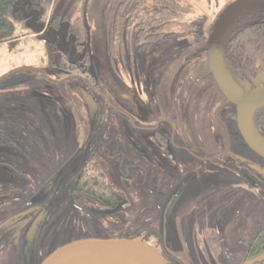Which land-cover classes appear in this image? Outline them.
I'll return each instance as SVG.
<instances>
[{
    "label": "rangeland",
    "instance_id": "obj_1",
    "mask_svg": "<svg viewBox=\"0 0 264 264\" xmlns=\"http://www.w3.org/2000/svg\"><path fill=\"white\" fill-rule=\"evenodd\" d=\"M188 1L192 11L187 18L193 27L183 34H170L157 45L139 49L135 63L120 60L116 69L111 71L103 59V34L96 31L97 26L94 27L95 21L100 18L98 11L92 10L91 15L87 13L91 30L90 69L97 78L104 79L100 86L78 76L57 82L56 71L48 66L51 56L45 45L46 39L27 37L23 41L0 43V106L10 105L11 109H6V112L11 120L21 123L20 130H31V135L28 136L27 133H20L21 146L30 147L37 156L35 169L32 167L26 170L27 175L33 170L30 174L31 181L27 177L26 181L20 178V184L29 189L26 193L27 202L20 199L18 207L24 209L36 203L47 204V233L42 234L43 230L38 225L27 231L31 224L27 222L1 229L0 240L4 253L15 246L14 254L20 253L18 263H33L43 253L48 255L72 239L110 235L111 231L93 226V222L98 220L97 216L82 214L70 203L69 192L64 187L68 181L76 179L75 173L69 172L61 179L59 186L58 180H50L53 171L70 166L71 157L79 155L78 160L81 162L94 154L91 149L95 150L98 143L87 140L94 130L101 128L107 135L120 126H125L131 138L142 147L150 149L152 142L149 137L155 134V129H148L147 126H157L158 119L169 116L170 128H179L178 121L183 118V113L184 118L190 113V126L196 134L199 131L202 137L210 139L211 144L208 145L214 148V137L219 131L218 126H221L217 120V115H220L222 122L227 125V130L223 128L219 131L224 138L222 148L229 147L227 132L228 135L236 132L230 119L226 117V105H220L223 94L214 76L207 74L209 61L206 49L217 17L234 0ZM100 2L101 0H96V9ZM71 6L68 4V7ZM17 32L20 33L19 27ZM59 46L62 49L68 47L63 43ZM20 74L25 75L24 79L6 85V80ZM242 77H245L243 84L247 89L264 83V57L247 76ZM219 106L221 108L218 109ZM176 110L182 112L181 118L174 114ZM10 113L26 117L25 124L30 129L24 125L22 118ZM173 116L176 118L173 119ZM95 152L98 155L99 149ZM46 154L47 187L42 184L45 176L42 165ZM150 158L155 162V152H152ZM260 165L264 169V162ZM210 169L227 171L226 174L223 172L225 175L214 170L208 171L209 174L205 177L211 179L212 184L222 182L225 186H234L227 181L235 173L223 167L210 166ZM111 178L117 190L130 192L121 185V178L114 174H111ZM197 180L196 177L194 183ZM235 180L233 178L231 183ZM260 183L263 186L258 200L253 204L239 205V198L235 196H245L235 195L232 188L225 192L218 190L212 193L210 205L213 209H224L221 217L216 219L213 214L212 218L203 221V213L194 212V217L189 216L185 220V226L189 228L193 219H200L202 224L212 226V232L190 233L191 230H185L183 218L186 216L172 220L167 248L180 261L175 264H233L226 261L241 252V243L237 238L247 226V216L254 221V225L249 224L253 226L252 233L264 226V175L260 178ZM220 188L221 186L218 187ZM197 194L198 191L191 188L186 197L192 196V200ZM139 198L144 207V196ZM43 217H46V213L40 215V223ZM228 227L231 228L230 236L225 232ZM15 239H18V245L14 243ZM219 242L222 244L219 245ZM7 245L8 248L5 249Z\"/></svg>",
    "mask_w": 264,
    "mask_h": 264
},
{
    "label": "flooded vegetation",
    "instance_id": "obj_2",
    "mask_svg": "<svg viewBox=\"0 0 264 264\" xmlns=\"http://www.w3.org/2000/svg\"><path fill=\"white\" fill-rule=\"evenodd\" d=\"M65 36L63 35L62 41H66ZM88 46L90 47L89 33L87 46L83 49L80 57L77 58L78 60H85L84 56L87 49H89L91 62L92 53ZM135 56H127L126 59H121V61L126 62L129 60L135 63ZM262 57L264 56L259 57L257 63ZM209 69L207 74H211ZM251 70L245 74H238L239 76L230 74L241 99L253 88L264 85V83H261L252 89L245 88L243 84L245 77L242 76H247ZM21 77L22 80L24 76ZM100 80L104 82L103 78ZM216 84L219 87L217 81ZM219 89L224 97L221 99L220 105H226V117L230 119L236 132L234 135H228L227 132V138L230 141L228 148H222L224 138H222L223 135L219 131L223 128L227 130V125L222 122L220 115H217V120L221 126H218L219 131L215 134V146L213 148L208 145L211 144L210 139L202 137L199 131L196 134L190 126V113H187L185 118L183 113V118L178 121L180 123L179 128H170L171 118L169 116L158 119L157 126H147L148 129H155V134L149 137L150 142H152L150 149L142 147L139 142L131 138L125 126H120L118 130L107 135L101 128L94 130L87 139L95 140L98 143L95 150L94 148L91 149L94 154L81 162L78 160L79 155L71 157L72 163L70 166L66 165L60 171H53L50 180H58L59 186L61 179L65 178L69 172L75 173L76 179L68 181L64 190H68L69 195H71V184L74 186L73 203L71 199L70 203L82 214L97 216L98 220L93 222L94 227L111 231L110 235L106 237H127L146 241L159 249L169 264L180 263L167 248L172 220L176 221L180 217L186 216L183 218L185 230H191L190 233L212 232V226L208 223L202 224L200 219H193L189 228H186L185 220L189 216L194 217V212H202L203 221L206 218H212L213 214L216 219L221 217L224 209L222 207L213 209L210 205L211 195L215 191L225 192V190L232 188L236 192L235 195L244 194L245 196V198L235 196L239 198L237 200L239 205H249L248 203L253 204L255 200H258L259 191L263 186L260 183V178L264 175V169H262L260 163L264 162V155L260 154L246 141L237 119V104L228 99L220 87ZM6 109H11L10 105L0 106V232L2 228L27 222L28 224L31 223L27 231L38 225L37 227L43 230L42 234H45L47 233V204L36 203L28 205L24 209L18 207L20 199L26 200V193L29 189L20 184V178L26 181L27 177L28 181H31L30 174L33 170L28 172L29 176L26 170L37 166L35 161L37 156L30 147L21 146L22 137L20 133H27L28 136L31 135V130H20L21 123L11 120ZM181 113L179 110L174 112L179 118H181ZM10 114L22 118L24 125L30 129V126L25 124L26 117L17 113ZM172 118L175 119L176 116ZM250 123L252 132L264 142V102L255 106L250 116ZM103 135L106 137L103 138ZM98 149L99 153L96 155L95 151ZM152 152H155V162L150 158ZM42 166L44 167L43 174H45L42 184L47 187V154L44 156ZM210 166L223 167L235 173L236 175L232 173L233 175H230L229 181H227L228 184L230 182L235 187L225 186L222 182L212 184L211 179L205 177L206 174H209L208 171L214 170L222 174H226L227 171L210 169ZM84 170H86V175L83 174ZM111 174L121 178V185L130 192L117 190ZM82 177L86 182H101L106 192H97L85 187L78 188L79 180ZM196 177L198 180L194 183ZM233 178L236 180L231 183ZM192 183L194 184L192 185ZM219 186H221L220 189H218ZM191 188L198 191V194L192 200V196L186 197ZM30 190L32 191V189ZM133 193L138 196H132ZM139 196H144V207ZM43 213H46V217H43V221L40 223L39 217ZM250 223L254 225V221L252 222L247 216V226L237 238L241 243L239 244L241 252L228 258L226 263L242 264L255 257L251 256L249 251L257 248L256 239L264 226L252 233L253 226L251 227ZM226 231L230 236L231 228H226ZM222 236H219V238H222ZM15 240L14 243L18 245V241L15 242ZM221 244L222 242H219V245ZM14 247L12 246L4 253L3 244L0 240V264H39L47 255V253H43L33 263H18L20 253L14 254ZM7 248L8 245L5 249Z\"/></svg>",
    "mask_w": 264,
    "mask_h": 264
},
{
    "label": "trees",
    "instance_id": "obj_3",
    "mask_svg": "<svg viewBox=\"0 0 264 264\" xmlns=\"http://www.w3.org/2000/svg\"><path fill=\"white\" fill-rule=\"evenodd\" d=\"M95 7L96 0H0V43L23 41L27 37L46 39L51 56L48 66L56 71L57 82L78 76L98 86L102 81L90 69L89 49L85 60L77 59L87 46L91 32L87 13L98 11L100 18L94 27L103 34L104 63L112 69H116L119 60L134 57L139 49L161 43L170 34H183L194 26L187 18L192 11L188 0H101L99 8ZM63 35L66 41L61 40ZM60 43L68 47L62 49ZM262 55L264 6H259L243 11L230 23L224 38L223 57L228 73L238 75L251 70ZM20 76L25 75L6 82ZM83 174L86 175V170ZM84 187L106 192L101 182H86L82 177L78 188ZM256 242L257 248L249 251L251 256L264 252V228ZM255 264H264V260Z\"/></svg>",
    "mask_w": 264,
    "mask_h": 264
},
{
    "label": "water",
    "instance_id": "obj_4",
    "mask_svg": "<svg viewBox=\"0 0 264 264\" xmlns=\"http://www.w3.org/2000/svg\"><path fill=\"white\" fill-rule=\"evenodd\" d=\"M264 6V0H234L217 17L207 45L209 73L213 74L228 99L238 106L239 127L254 149L264 155V142L252 132L250 116L256 105L264 102V85L250 90L240 98L235 82L228 73L223 43L230 23L243 11ZM21 76L6 85L21 80ZM70 199L73 203L74 186ZM26 213V212H25ZM264 260V252L242 264H254ZM39 264H169L154 245L127 237H80L70 240L50 252Z\"/></svg>",
    "mask_w": 264,
    "mask_h": 264
},
{
    "label": "bare ground",
    "instance_id": "obj_5",
    "mask_svg": "<svg viewBox=\"0 0 264 264\" xmlns=\"http://www.w3.org/2000/svg\"><path fill=\"white\" fill-rule=\"evenodd\" d=\"M62 40V39H61ZM122 41V40H121ZM111 52V51H110ZM118 56V55H117ZM113 63V62H112ZM55 101V100H54ZM257 134V133H256Z\"/></svg>",
    "mask_w": 264,
    "mask_h": 264
}]
</instances>
